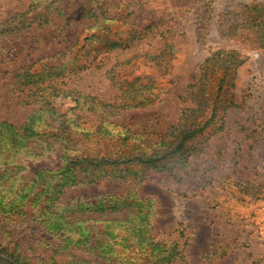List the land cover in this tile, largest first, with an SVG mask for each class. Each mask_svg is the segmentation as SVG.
Returning <instances> with one entry per match:
<instances>
[{"label": "rangeland", "instance_id": "obj_1", "mask_svg": "<svg viewBox=\"0 0 264 264\" xmlns=\"http://www.w3.org/2000/svg\"><path fill=\"white\" fill-rule=\"evenodd\" d=\"M53 1L37 0L32 20V0H0V120L20 125L30 111L21 103L25 94L43 87L52 91L58 112L67 113L77 90L95 102L141 105L74 109V120L82 115L90 124L104 117L114 130L155 138L177 124L183 108L196 106L188 86L201 80L206 67L199 96L207 108L215 100L220 117L190 139L176 176L149 169L139 182L129 177L69 186L58 198L60 209L135 189L153 204L152 235L176 241L183 264H264V0H55L48 7ZM60 5L67 6L64 16ZM75 54L79 64L89 63L68 72ZM226 66L230 74L215 96ZM26 72H41L45 81L23 88L17 75ZM49 72L57 75L48 78ZM26 164L30 179L60 160L56 154ZM44 186L40 180L25 209L40 210L37 215L23 221L0 213L1 246L16 244L34 264L44 263L47 254ZM77 256L109 264L83 252ZM0 259L9 256L2 251Z\"/></svg>", "mask_w": 264, "mask_h": 264}, {"label": "trees", "instance_id": "obj_2", "mask_svg": "<svg viewBox=\"0 0 264 264\" xmlns=\"http://www.w3.org/2000/svg\"><path fill=\"white\" fill-rule=\"evenodd\" d=\"M36 2L32 0L28 5V11L34 15L32 20L38 16L39 2L37 6L33 4ZM55 3L54 0L48 7ZM58 11L64 16L68 13L67 6L60 5ZM42 22H47L46 17ZM2 31L0 29V33ZM91 37L92 34L87 35L84 41ZM76 54L67 61L68 72L82 69L89 63L79 64ZM207 69H203L200 81L188 86L192 96L190 100L197 101L196 106L183 108L177 124L155 138L125 128L114 130L113 122L104 117L90 124L81 120L82 115H76L77 120H74L70 113L74 109L85 112L97 108L107 112V108L125 109L141 105V100L134 103L127 99L111 104L95 102L91 96L77 90L71 94L75 105L67 113L58 112L51 99L52 91L43 87L36 88L30 95L25 94L21 103L30 111L20 125L0 120V213L5 212L7 218L16 214L23 221L40 213L37 210V214H28L25 209L28 202L35 201L36 198L33 201L32 198L36 197V186L40 180L45 181L47 254L41 264H89L91 258H81L77 256L79 252L94 255L109 264H183L176 241H159L152 235L153 204L150 199L139 197L135 189H127L119 195L105 192L92 202L73 201L62 210L58 198L69 186L104 180L125 181L129 177L139 182L149 169L176 176L174 172L186 163L190 139L220 118L216 113L217 102L213 100L207 108L199 96ZM220 73L215 96L219 94L225 76L230 74L228 66ZM54 75L57 74L49 72L48 78ZM17 77L23 88L46 78L41 72H26ZM123 93L121 90L120 94ZM205 110L207 112L199 113ZM56 154L59 165L46 166L37 170L32 178H26L28 161L43 157L47 161ZM19 250L16 244L10 249L0 244V252L9 256V259L0 261L5 264H34Z\"/></svg>", "mask_w": 264, "mask_h": 264}]
</instances>
